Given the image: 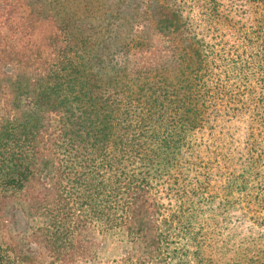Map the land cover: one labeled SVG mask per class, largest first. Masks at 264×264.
Wrapping results in <instances>:
<instances>
[{
	"label": "trees",
	"instance_id": "16d2710c",
	"mask_svg": "<svg viewBox=\"0 0 264 264\" xmlns=\"http://www.w3.org/2000/svg\"><path fill=\"white\" fill-rule=\"evenodd\" d=\"M243 2L235 70L264 81V0ZM42 5L0 0V264H264V94L242 142L221 127L243 100L207 115L222 72L192 12L232 24L221 2L97 0L93 23Z\"/></svg>",
	"mask_w": 264,
	"mask_h": 264
},
{
	"label": "rangeland",
	"instance_id": "374dc122",
	"mask_svg": "<svg viewBox=\"0 0 264 264\" xmlns=\"http://www.w3.org/2000/svg\"><path fill=\"white\" fill-rule=\"evenodd\" d=\"M28 1L29 4L37 5V9L42 8V4L50 2L52 0H22L23 3H26ZM221 2V6L219 11H221V16L227 17L228 19H232V24H227L228 22H224V19L222 18H215L213 21L210 22V24H207L206 16L202 13V9L196 7L195 10H193L192 17L195 19L196 24L198 25L199 32L202 36L206 38V40L210 43V47L208 48L209 52L216 51L215 57L213 58V55L210 56V60H213L215 64H219L221 67L220 71L222 72L220 76L222 81H217L219 77H217L213 81H206L209 83L210 88L212 90V100L210 99L208 104V112L207 115L215 113L217 110L225 112L227 109V95H229V98H232V103L229 105H235L238 104V100H243V102L247 105H249L252 110L250 113H248L247 116H245L243 119L238 118V120H234L232 123H229L230 118H225L227 124L222 123V131H224L227 127L232 128V132H234V129L237 127L241 129L238 132V136L236 138L241 139V142L244 140L243 133L247 132V126L250 122V118L252 116V113L254 112V106L256 105V101L254 99L259 98L264 94V81H258L259 78H261V75L259 73L258 68L253 67L248 69V66H246L243 69H239L238 71L235 70V63H238V67L240 68L242 64H245V61L249 58V54H251L250 50H246V41L243 37L245 33H252L256 27V19L257 18L254 15L255 7L251 6V4L243 2V0H219ZM247 1V0H244ZM252 7V8H251ZM67 8L70 10H75L77 12L82 13L81 16L88 17L90 19V23H93L92 19H97V0H70V5L67 6ZM39 11V10H38ZM253 11V12H251ZM40 29V26H38ZM96 27V26H95ZM97 31L94 30V32ZM247 51V53H245ZM219 59H218V57ZM240 57L236 59V57ZM234 57V58H233ZM233 58V59H232ZM225 59V60H223ZM236 60V62L234 61ZM214 68V67H213ZM219 70L213 69L210 73H218ZM224 72H227L228 75H225ZM247 75V76H246ZM229 76V77H228ZM245 78H249L247 80H243ZM220 88V91H217L216 88ZM252 90H255L252 94ZM237 99V101H235ZM251 99V100H250ZM234 100V101H233ZM242 104V103H241ZM240 104V105H241ZM239 105V106H240ZM242 115V113H241ZM232 121V120H231ZM257 127V132L260 131L259 124H255ZM205 128V127H204ZM201 129L197 131L193 136V140H196L199 144L201 142L209 140V130ZM237 170L240 172L243 168V162H240L238 159H235L234 163ZM195 168V167H194ZM193 168V169H194ZM199 171V169H196ZM192 170H187L185 173H189ZM196 171V172H197ZM195 172V173H196ZM226 173H229L228 171ZM228 174L222 176V179H227ZM194 173L192 174V177H194ZM180 177V176H179ZM202 180V179H200ZM225 181V180H222ZM181 182V178H180ZM185 183V182H184ZM166 189H168L166 185ZM168 192V191H167ZM168 201V200H167ZM32 226V222H30ZM33 227V226H32ZM27 228V227H26ZM25 227H20V229L16 226L15 229H11L14 234L16 233H24L28 234L32 230L26 229ZM19 229V230H18ZM18 230V231H17ZM30 231V232H29ZM243 230H239V232H242ZM0 237H2V244L3 247H6L5 243H8L11 239V234H9V231H1ZM97 238V237H96ZM117 239H115L116 241ZM103 257H109V255H105ZM114 257V256H113ZM108 259V258H107Z\"/></svg>",
	"mask_w": 264,
	"mask_h": 264
}]
</instances>
